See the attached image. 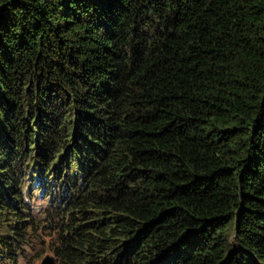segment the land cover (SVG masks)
Segmentation results:
<instances>
[{
  "label": "trees",
  "instance_id": "16d2710c",
  "mask_svg": "<svg viewBox=\"0 0 264 264\" xmlns=\"http://www.w3.org/2000/svg\"><path fill=\"white\" fill-rule=\"evenodd\" d=\"M43 232L57 264H264V0H0V264Z\"/></svg>",
  "mask_w": 264,
  "mask_h": 264
},
{
  "label": "rangeland",
  "instance_id": "374dc122",
  "mask_svg": "<svg viewBox=\"0 0 264 264\" xmlns=\"http://www.w3.org/2000/svg\"><path fill=\"white\" fill-rule=\"evenodd\" d=\"M40 205L41 204L39 202L36 203V207H40ZM45 205H46V202H45ZM48 237L50 236L46 235L45 232H43L41 236L37 238L38 242L36 243L37 244L36 251L28 255L19 257L17 264H40L42 259L47 254L54 255L51 248L48 247L49 242L51 241ZM5 264H16V262L15 263L6 262Z\"/></svg>",
  "mask_w": 264,
  "mask_h": 264
},
{
  "label": "water",
  "instance_id": "95a60500",
  "mask_svg": "<svg viewBox=\"0 0 264 264\" xmlns=\"http://www.w3.org/2000/svg\"><path fill=\"white\" fill-rule=\"evenodd\" d=\"M40 264H57V258L54 255L47 254Z\"/></svg>",
  "mask_w": 264,
  "mask_h": 264
},
{
  "label": "bare ground",
  "instance_id": "6f19581e",
  "mask_svg": "<svg viewBox=\"0 0 264 264\" xmlns=\"http://www.w3.org/2000/svg\"><path fill=\"white\" fill-rule=\"evenodd\" d=\"M48 217V216H47ZM39 223H41V222H39ZM43 230V229H42ZM52 255V254H51ZM54 256L57 258V256L54 254ZM57 260H58V258H57Z\"/></svg>",
  "mask_w": 264,
  "mask_h": 264
}]
</instances>
